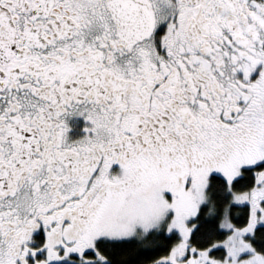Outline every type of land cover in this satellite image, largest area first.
I'll list each match as a JSON object with an SVG mask.
<instances>
[{
  "label": "snow or ice",
  "instance_id": "1",
  "mask_svg": "<svg viewBox=\"0 0 264 264\" xmlns=\"http://www.w3.org/2000/svg\"><path fill=\"white\" fill-rule=\"evenodd\" d=\"M0 264H264V0H0Z\"/></svg>",
  "mask_w": 264,
  "mask_h": 264
}]
</instances>
